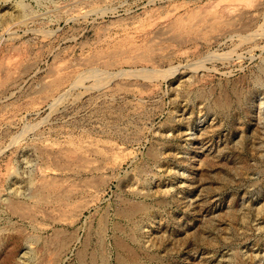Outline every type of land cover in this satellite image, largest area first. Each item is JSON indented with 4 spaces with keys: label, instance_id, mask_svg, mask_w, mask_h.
<instances>
[{
    "label": "rangeland",
    "instance_id": "1",
    "mask_svg": "<svg viewBox=\"0 0 264 264\" xmlns=\"http://www.w3.org/2000/svg\"><path fill=\"white\" fill-rule=\"evenodd\" d=\"M103 262L264 264V0H0V264Z\"/></svg>",
    "mask_w": 264,
    "mask_h": 264
},
{
    "label": "bare ground",
    "instance_id": "2",
    "mask_svg": "<svg viewBox=\"0 0 264 264\" xmlns=\"http://www.w3.org/2000/svg\"><path fill=\"white\" fill-rule=\"evenodd\" d=\"M20 5V4H19ZM24 7V6H23ZM23 12V11H22ZM21 12V13H22ZM26 13V12H25ZM18 15V14H17ZM68 164V163H67ZM93 168V167H92ZM95 168V167H94ZM93 170V169H92ZM87 171H89V170H87ZM91 171V170H90ZM78 172V171H77ZM93 172V171H92ZM75 173V172H74ZM85 173V172H84ZM76 174V173H75ZM89 175V174H88ZM79 176V175H78ZM81 176V175H80ZM93 176H95V175H93ZM93 176H92V178H93ZM95 178V177H94ZM66 179H67V177H66ZM87 179H88V176H87ZM90 179V178H89ZM85 180V179H84ZM67 181V180H66ZM85 182H87V180L85 181ZM89 182V181H88ZM75 183H76V180H75ZM33 184V183H32ZM62 186V185H61ZM71 187V186H70ZM86 187V186H85ZM48 189V188H47ZM64 189V188H63ZM80 189V188H79ZM13 190H15V189H13ZM77 190V189H76ZM60 191V190H59ZM62 191V190H61ZM70 191V189L68 190V191H66V192H69ZM63 192V195H65L64 194V191H62ZM79 192V191H78ZM14 193H16V195H17V192L15 191ZM40 193H42V191L41 192H39L37 195H30V197L29 198H34L35 199V197H36V200H37V202H41V201H39V200H41V197H42V195L40 194ZM48 193V192H47ZM71 194H72V192H70ZM70 193L68 194V195H70ZM36 194V193H35ZM49 194H51V192H49ZM48 194V195H49ZM46 195V194H45ZM75 195H76V192H75ZM79 195H81V194H79ZM135 195V194H134ZM57 196H59V195H57ZM71 196V195H70ZM62 197V196H61ZM66 198H68V197H66ZM71 198V197H70ZM35 200V201H36ZM63 201V200H62ZM11 202V201H10ZM10 205V204H9ZM143 205H145V204H143ZM143 205H142V203H136V204H134V206H133V209L134 210H143L144 208H143ZM32 206V205H31ZM132 209V211H134ZM21 210V209H20ZM142 213H143V211H142ZM127 214V213H126ZM132 214L130 213V215L129 216H131ZM24 217V216H23ZM130 218V217H129ZM128 218V219H129ZM132 219V218H131ZM103 221V220H102ZM106 226V225H105ZM106 229V228H105ZM104 230V229H103ZM105 231V230H104ZM57 236V235H56ZM65 240V239H64ZM70 241V240H69ZM58 243H59V240H58ZM66 244V243H65ZM69 244V243H68ZM69 246V245H68ZM61 247H63V246H61ZM66 247V246H65ZM61 249V248H60ZM65 249V248H64ZM67 249V248H66ZM69 249V248H68ZM64 253V252H63ZM107 262V261H106ZM102 264H106V263H102Z\"/></svg>",
    "mask_w": 264,
    "mask_h": 264
}]
</instances>
